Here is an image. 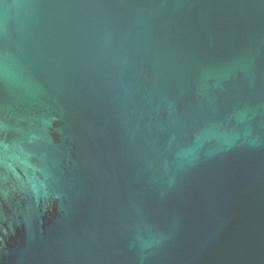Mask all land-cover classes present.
I'll list each match as a JSON object with an SVG mask.
<instances>
[{"label": "water", "instance_id": "obj_1", "mask_svg": "<svg viewBox=\"0 0 264 264\" xmlns=\"http://www.w3.org/2000/svg\"><path fill=\"white\" fill-rule=\"evenodd\" d=\"M0 264H264V0H0Z\"/></svg>", "mask_w": 264, "mask_h": 264}]
</instances>
